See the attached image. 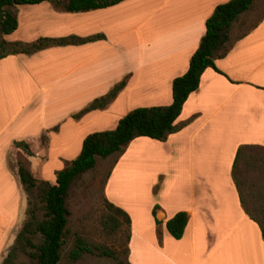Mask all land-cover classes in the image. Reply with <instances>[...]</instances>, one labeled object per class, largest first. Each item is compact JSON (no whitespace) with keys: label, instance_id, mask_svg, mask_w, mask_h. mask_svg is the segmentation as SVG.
Returning <instances> with one entry per match:
<instances>
[{"label":"crops","instance_id":"0c3cea01","mask_svg":"<svg viewBox=\"0 0 264 264\" xmlns=\"http://www.w3.org/2000/svg\"><path fill=\"white\" fill-rule=\"evenodd\" d=\"M227 1L123 0L68 12L56 0L12 9L17 28L7 41H50L0 58V264L28 202L14 144L28 146L32 176L54 184L88 134L114 129L133 109L171 104L172 80L187 70L215 6ZM214 66L186 99L175 132L165 141L135 138L110 169L104 198L129 218V264H264L262 217L245 210L234 177L246 151L264 149V13L256 0L232 23ZM122 81L103 107L88 109ZM148 158L150 193L128 203L113 188L120 168ZM181 211L188 222L176 240L165 223Z\"/></svg>","mask_w":264,"mask_h":264},{"label":"trees","instance_id":"16d2710c","mask_svg":"<svg viewBox=\"0 0 264 264\" xmlns=\"http://www.w3.org/2000/svg\"><path fill=\"white\" fill-rule=\"evenodd\" d=\"M56 0H0V58L8 54L30 53L41 49L50 40L40 38L32 43L9 42L5 39L17 28V19L14 7L18 5H35L41 2ZM62 1V0H60ZM123 0H63L64 10L68 12H85L106 8ZM254 0H229L215 6L212 14L205 21V32L195 52L190 57L187 70L172 80V102L168 106L140 107L131 110L120 118L112 130L99 131L88 134L81 143L78 156L64 169L55 173V183L35 179L31 172L26 156L31 153L28 146L22 142L14 145L23 154L16 156L18 176L27 195L37 189L39 199L43 203V219L35 218L34 209L28 200L26 219L19 231L15 244L9 249L3 264H12L16 251L26 248H35V264H59L62 251L67 242L69 231L67 229L69 211L66 208V197L72 181L79 175L92 170L96 158H107L123 151L125 146L138 137H146L157 141H165L167 136L176 131L174 122L179 117L182 107L188 96L199 85L200 76L207 68H213L214 59L224 50L229 41V30L237 17L250 10ZM97 36L95 38H99ZM93 40L88 38L87 41ZM63 41V40H61ZM123 87V81L114 86L110 92L96 100L88 109L103 107ZM87 110V109H85ZM83 110V111H85ZM83 111L81 113H83ZM107 214L101 219L102 229L107 232H119L124 226L126 229L125 248L123 250L124 264L128 263V228L129 218L124 211L104 200ZM155 214V207L152 210ZM188 217L185 212H177L165 223L166 230L176 240L183 235ZM156 223L157 220H156ZM39 234L42 242L34 246L30 236ZM264 240V233H262ZM83 253L97 254L98 256L116 259V252L101 246L90 248L77 234L73 236L72 247L66 256L71 261L78 260Z\"/></svg>","mask_w":264,"mask_h":264},{"label":"rangeland","instance_id":"374dc122","mask_svg":"<svg viewBox=\"0 0 264 264\" xmlns=\"http://www.w3.org/2000/svg\"><path fill=\"white\" fill-rule=\"evenodd\" d=\"M256 2L257 13H264V0H256ZM122 153L123 151L107 158H96V164L92 170L79 175L72 181L66 197V208L69 211L67 224L69 236L59 264H124L123 250L127 233L125 227L123 226L117 233H112L103 230L100 223L103 216L107 214L104 203L105 181L117 156ZM132 155L138 159L140 154L137 150ZM141 161L136 162L137 167L135 166L133 170L120 168L119 179L113 187L116 195L126 198L131 204L144 202L147 193H150L146 188L154 171L151 164L152 159L150 161L149 158L142 159ZM234 177L240 190L243 207L248 213L257 216L259 214L264 227V149L246 151L234 170ZM153 179L152 177L151 180ZM39 198L37 189H33L27 195V199L31 202V209H34L35 218L42 220L43 203ZM76 234L90 248L104 246L115 251L116 259L98 256L95 253H83L78 260H69L66 253L72 247L73 236ZM30 239L34 246H38L42 242L39 234L30 236ZM35 255V248H26L24 251L17 249L12 264H35Z\"/></svg>","mask_w":264,"mask_h":264}]
</instances>
